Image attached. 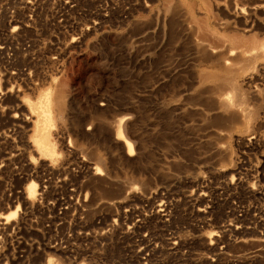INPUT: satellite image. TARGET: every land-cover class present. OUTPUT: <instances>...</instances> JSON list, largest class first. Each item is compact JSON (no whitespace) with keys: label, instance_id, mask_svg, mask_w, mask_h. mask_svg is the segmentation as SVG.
Instances as JSON below:
<instances>
[{"label":"rangeland","instance_id":"rangeland-1","mask_svg":"<svg viewBox=\"0 0 264 264\" xmlns=\"http://www.w3.org/2000/svg\"><path fill=\"white\" fill-rule=\"evenodd\" d=\"M12 1L0 0V264H264V0H86L111 12L84 58L74 10L61 28L60 0L40 2L48 21L14 29ZM17 30L31 68L15 78ZM227 85L242 96L228 95L234 114Z\"/></svg>","mask_w":264,"mask_h":264},{"label":"built area","instance_id":"built-area-1","mask_svg":"<svg viewBox=\"0 0 264 264\" xmlns=\"http://www.w3.org/2000/svg\"><path fill=\"white\" fill-rule=\"evenodd\" d=\"M52 4L56 3V0H13L11 7L8 8V23L10 27L14 29L20 28H31L39 25L41 22L48 21V15H44L41 12L40 7L42 4ZM60 5L58 10L60 14L58 15V25L61 28H66V23L68 22L69 9L74 10L72 16V28L75 31V37L72 43L75 50L79 53L81 58H84L90 54V48L88 46V41L90 40V35L104 28L106 23L110 20V10L109 8H101L100 10L93 12L90 5H86V0H60ZM57 4V3H56ZM55 4V5H56ZM54 5V6H55ZM12 8V9H11ZM24 12L21 14V11ZM28 12L29 15L26 14ZM96 13H98L96 15ZM96 15V16H95ZM25 32L16 31V33L11 36V43L9 45V50L12 51L9 56V67L10 75L12 77H19L26 74L27 67L31 68V58H30V47L31 41L26 36H22ZM58 59V57H55Z\"/></svg>","mask_w":264,"mask_h":264},{"label":"bare ground","instance_id":"bare-ground-1","mask_svg":"<svg viewBox=\"0 0 264 264\" xmlns=\"http://www.w3.org/2000/svg\"><path fill=\"white\" fill-rule=\"evenodd\" d=\"M174 16V15H173ZM176 17V16H175ZM204 35V34H203ZM201 36V35H200ZM201 37H199V39H200ZM203 41V40H202ZM210 41V40H209ZM215 41V40H214ZM213 41V42H214ZM200 42V41H199ZM205 42V41H204ZM212 43V42H211ZM215 44V43H214ZM203 45V44H202ZM215 46V45H214ZM203 47H205V46H202V48ZM207 47V46H206ZM217 47H219L220 48V46H215V47H213V48H217ZM222 48V47H221ZM218 49V48H217ZM256 55V54H255ZM254 55V56H255ZM261 55V54H260ZM254 56H253V58H254ZM257 56H255V58H256ZM258 57H259V55H258ZM250 61V60H249ZM227 62H229V61H227ZM231 60H230V63H227L226 65H227V69L230 67L229 65L231 64ZM248 62V61H247ZM233 63V65L234 64H236V65H238L239 64V62L237 63H235V62H232ZM215 64V63H214ZM231 66V67H235L236 65H234V66ZM218 69V68H217ZM236 69V67L235 68H232V72H234V70ZM236 71V70H235ZM231 72V73H232ZM202 75V74H201ZM214 77V76H213ZM203 78H206L205 79V81H207L208 80V78L207 77H205V76H203ZM211 78V77H210ZM201 80V79H200ZM225 80V79H224ZM227 80H228V78H227ZM226 80V81H227ZM231 79H229V81H230ZM232 81V80H231ZM219 83V82H218ZM232 84V82H226V84ZM223 85H225L226 86V84L225 83H222ZM230 84V85H231ZM230 85H227V87H230ZM234 86V85H233ZM216 87H217V85L215 86V90H216ZM206 88V87H205ZM219 88V84H218V87H217V89ZM235 88V87H234ZM214 89V88H213ZM232 88L230 87V88H227L225 91L223 90V88H222V90L224 91V94L226 95L227 94V91H230ZM206 90V89H205ZM220 90V89H219ZM219 90H217V91H219ZM203 91V90H202ZM223 91H219V92H222L223 93ZM213 92V91H212ZM226 92V93H225ZM205 93V92H204ZM214 93V92H213ZM230 94H232L233 92L231 91V92H229ZM236 93H237V91H236ZM216 94V92L214 93V95ZM223 94V95H224ZM230 94H227V96H225L224 95V97H227V98H224V99H220V103H222V105L224 106V107H226L227 108V110L229 111V112H231L232 114H234V111H235V108L231 105V95ZM234 94V93H233ZM232 94V95H233ZM228 95H230V97L228 96ZM234 96V95H233ZM239 96V94H237V95H235L234 97H238ZM240 97H242V96H240ZM240 97H238V98H240ZM211 100H212V98H211ZM236 101H238L237 100V98L235 99ZM234 100V101H235ZM243 100V99H242ZM242 100H240V101H242ZM262 100V99H261ZM215 101V100H214ZM261 102V101H260ZM262 102L264 103V99L262 100ZM261 102V103H262ZM217 103V102H216ZM237 104V103H236ZM239 104H241L240 102L237 104V105H239ZM243 105V104H242ZM262 105V104H261ZM214 106V105H213ZM221 106V105H220ZM240 106V105H239ZM222 107V106H221ZM236 107V106H235ZM243 107H245V106H243ZM218 108H220V107H217V109ZM241 109V108H240ZM211 110V109H210ZM226 110V109H225ZM239 112H240V110H238ZM237 111V112H238ZM245 111V110H244ZM251 111V110H250ZM255 111V110H254ZM226 112V111H225ZM258 113V112H257ZM226 114H228V113H226ZM232 114L230 115V116H232ZM236 114H239V113H236L235 112V115ZM235 115H233V117L235 116ZM229 116V117H230ZM239 116V115H238ZM232 117V118H233ZM236 117V116H235ZM234 117V118H235ZM231 117H230V120L229 121H231V119H232ZM234 120H236V119H234ZM234 120H232V121H234ZM46 121V122H45ZM45 121H44V124H43V127H41L40 129H39V131H41V132H43L44 133V135H43V137L44 138H46V137H48V132L49 131H47V123L50 121L49 119H48V117H46V119H45ZM226 121V120H225ZM239 121V119L237 120V122ZM230 123V122H229ZM230 131H231V128H230ZM118 138L119 139H122L123 141H124V143H125V145H126V149H127V153H128V155L129 156H133L134 155V153H135V151H134V148H133V146H132V144L127 140V139H125V137L123 136V134H122V131H121V129H119L118 130ZM129 146H131V147H129ZM33 185V184H32ZM30 192L33 194L34 192H35V186H32V189L30 190ZM15 215H16V212L15 211H11V213H9V215H8V217H15ZM50 264H61V263H57V262H53V263H50Z\"/></svg>","mask_w":264,"mask_h":264},{"label":"snow or ice","instance_id":"snow-or-ice-1","mask_svg":"<svg viewBox=\"0 0 264 264\" xmlns=\"http://www.w3.org/2000/svg\"><path fill=\"white\" fill-rule=\"evenodd\" d=\"M129 147H131V146H129Z\"/></svg>","mask_w":264,"mask_h":264}]
</instances>
